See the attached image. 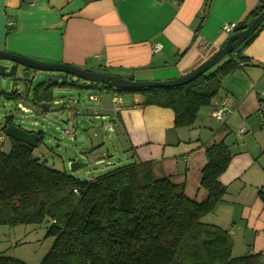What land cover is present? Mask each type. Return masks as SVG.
I'll use <instances>...</instances> for the list:
<instances>
[{"label": "crops", "instance_id": "1", "mask_svg": "<svg viewBox=\"0 0 264 264\" xmlns=\"http://www.w3.org/2000/svg\"><path fill=\"white\" fill-rule=\"evenodd\" d=\"M263 5L264 0H0V51L139 82L171 81L224 46L230 35L221 32L223 25H239ZM238 55L246 62L222 79L190 127L175 128L171 110L138 106L141 98L134 96L112 94L118 108L113 104L110 117L127 164L152 162L156 177L183 185L196 201L206 196L199 187L205 149L223 142L230 154L218 177L225 194L201 221L228 234L232 257L258 255L264 264V26ZM217 111L224 114L221 121L213 116ZM12 238L0 226V256L9 257L17 245ZM237 240L245 241L242 254H235Z\"/></svg>", "mask_w": 264, "mask_h": 264}, {"label": "trees", "instance_id": "2", "mask_svg": "<svg viewBox=\"0 0 264 264\" xmlns=\"http://www.w3.org/2000/svg\"><path fill=\"white\" fill-rule=\"evenodd\" d=\"M263 7L251 11L237 25L235 33L249 25ZM263 26L264 22L213 70L186 85L115 91L122 96L139 94L138 106L169 109L175 128L190 127L199 110L208 107L216 97L222 79L246 62L238 52L252 42ZM52 87L36 85L32 89L33 101L49 104L53 99ZM6 98L23 96L16 91L6 94ZM10 125L12 118L6 117L0 134ZM36 134L42 138L40 132ZM8 140V151H0V226L41 224L48 220L44 238L53 241L40 264L259 262V256L253 254L232 257L233 245L228 234L201 221L225 194V187L218 182L230 161L223 142L205 149L206 163L200 170L199 187L206 196L196 201L185 194L183 185L168 177H156L152 162L126 164L92 181H79L45 168L43 161L32 157L34 148ZM0 264L25 263L0 256Z\"/></svg>", "mask_w": 264, "mask_h": 264}, {"label": "rangeland", "instance_id": "3", "mask_svg": "<svg viewBox=\"0 0 264 264\" xmlns=\"http://www.w3.org/2000/svg\"><path fill=\"white\" fill-rule=\"evenodd\" d=\"M13 54V53H11ZM2 65H10L0 61ZM99 73L109 71L96 69ZM22 66H17L16 73L11 78L0 75V124L6 117L12 118L14 126L30 133H41V144L33 150L32 157L41 161L46 158L52 160L51 168L58 172L66 173L79 181H92L94 178L112 171L114 168L126 165L127 161L119 145L117 134L109 132L110 114L113 104L110 102L112 94L123 97L115 89H107L105 86L95 83H87L71 76L67 77L66 86L58 83L52 87V101L48 108H43L41 103L33 101L32 89L40 84L44 73L32 71L30 77L24 78ZM73 84L74 86H69ZM20 91L22 99H7L6 94ZM89 95L98 97L97 102H90ZM140 99L139 94H132ZM58 102L54 104V102ZM73 101H77L73 104ZM20 103L30 110V113H21L17 109ZM68 106V107H67ZM82 109L75 116V125L69 134H64L63 129L67 125L72 109ZM108 108L101 111L100 107ZM97 112V113H94ZM107 118L101 119V114ZM96 114L99 116L96 118ZM85 121L87 126L82 122ZM96 134L94 137L93 135ZM3 135V134H2ZM84 137V141H77ZM100 136V138H98ZM101 140L102 144L97 145ZM9 140L4 136V143L0 144L1 151H8ZM70 152L75 161L82 163L83 167L74 172L70 171L71 161L64 156ZM112 162L113 166H109ZM194 190L191 195L193 196ZM48 220L41 224H19L8 227L12 241L17 245L9 249V257L24 262L25 264H40L49 251L52 239L44 238ZM6 234V233H5ZM235 254H242L245 241H235Z\"/></svg>", "mask_w": 264, "mask_h": 264}, {"label": "water", "instance_id": "4", "mask_svg": "<svg viewBox=\"0 0 264 264\" xmlns=\"http://www.w3.org/2000/svg\"><path fill=\"white\" fill-rule=\"evenodd\" d=\"M264 22V7L263 10L243 29H239L238 32L233 33L229 36L224 46L218 50L214 55H212L207 61H205L201 66L192 71L191 73L179 77L171 81L155 82L146 81L139 82L134 81L132 77L121 78L115 75L97 73L92 71H86L76 67H71L64 64H50V63H40L36 62L15 54L6 53L0 51V61H5L10 63V65L0 64V75L5 78H11L15 75L16 67L22 66L27 69L23 72L24 77H29V71H37L40 73H45L41 84L47 85H57L59 82L63 84L66 82L67 76H71L77 80H82L87 83L100 84L105 87L115 89V90H137V89H147V88H174L186 85L209 69L213 68L219 64L227 55L236 51L245 40H247ZM43 108H48V104H42ZM83 122V121H82ZM84 123V122H83ZM86 126L87 124L84 123ZM2 134L10 139H13L19 143L26 144L27 146L34 148L38 141V135L35 133H28L14 125H10L5 128ZM84 141V137H80L77 140ZM66 159L70 160V171L74 172L77 169L83 167L82 163L75 161V157L70 153L66 152ZM45 168H51L52 160L46 158L43 160Z\"/></svg>", "mask_w": 264, "mask_h": 264}, {"label": "built area", "instance_id": "5", "mask_svg": "<svg viewBox=\"0 0 264 264\" xmlns=\"http://www.w3.org/2000/svg\"><path fill=\"white\" fill-rule=\"evenodd\" d=\"M175 2H177V0H174V3ZM236 27H237V24H235V23L225 24V25L222 26L221 32L223 34H225V35H232L233 33H235L234 30L236 29ZM157 49H158V47L156 46L154 48V50L156 51ZM17 92L20 93V91H17ZM261 96H262V99L264 100V92L261 94ZM88 100L90 102H97L98 101V97L97 96H94V95H89L88 96ZM112 102H113V104L115 106L114 109L117 110V108H118V102L116 101V98L115 97L112 98ZM57 103L58 102H56V101L54 102V104H57ZM76 103H77V101H73V104H76ZM69 108L72 109L71 106H69ZM17 109L21 113H30V110L28 108H26L25 106H23L22 104H20V103L17 104ZM80 110H82V109H76V108L75 109H72L70 119H69L67 125L65 126V128L63 129V133L64 134H69V133L72 132V129H73L74 124H75V116L80 114ZM213 116L217 120H220L221 121L222 118L224 117V114L221 111H217V112H215L213 114ZM96 118H98V117H96ZM105 118H107V117H105ZM105 118L102 117V119H105ZM114 125H115V119H113V118L110 117V124H109V128H108L109 132H113L114 131V127H115ZM243 132H244V127H241L240 128V134H243ZM3 138H4V136L3 135H0V141Z\"/></svg>", "mask_w": 264, "mask_h": 264}, {"label": "flooded vegetation", "instance_id": "6", "mask_svg": "<svg viewBox=\"0 0 264 264\" xmlns=\"http://www.w3.org/2000/svg\"><path fill=\"white\" fill-rule=\"evenodd\" d=\"M16 69H17V67H16ZM24 69V72H26L27 71V69H25V68H23ZM32 71H29V77H30V73H31ZM35 72H37V71H35ZM15 73H16V71H15ZM46 74L44 73V75H43V77L45 76ZM68 77V76H67ZM24 78H27V77H24ZM66 81H67V79H66ZM60 83V82H59ZM63 84H66V82L65 83H63ZM47 85H52V84H47ZM58 85V84H57ZM49 105V104H48ZM83 122L84 123H86L84 120H83ZM87 124V123H86ZM75 125V124H74ZM73 130V129H72ZM30 133H32V132H30ZM36 134V133H35ZM41 141H42V138L40 139V137L38 136V141H37V143H36V146L38 147L40 144H41ZM35 146V147H36ZM35 147H34V149H35Z\"/></svg>", "mask_w": 264, "mask_h": 264}]
</instances>
